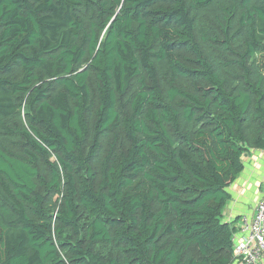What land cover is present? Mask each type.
Returning a JSON list of instances; mask_svg holds the SVG:
<instances>
[{
  "label": "trees",
  "instance_id": "obj_1",
  "mask_svg": "<svg viewBox=\"0 0 264 264\" xmlns=\"http://www.w3.org/2000/svg\"><path fill=\"white\" fill-rule=\"evenodd\" d=\"M264 152V0H0V264H235Z\"/></svg>",
  "mask_w": 264,
  "mask_h": 264
},
{
  "label": "crops",
  "instance_id": "obj_2",
  "mask_svg": "<svg viewBox=\"0 0 264 264\" xmlns=\"http://www.w3.org/2000/svg\"><path fill=\"white\" fill-rule=\"evenodd\" d=\"M242 161L243 171L227 189L231 198L222 214V220L235 230L239 227L240 217L252 214L264 195V152L252 149L242 156Z\"/></svg>",
  "mask_w": 264,
  "mask_h": 264
},
{
  "label": "built area",
  "instance_id": "obj_3",
  "mask_svg": "<svg viewBox=\"0 0 264 264\" xmlns=\"http://www.w3.org/2000/svg\"><path fill=\"white\" fill-rule=\"evenodd\" d=\"M233 242L235 264L264 263V195L256 203L252 214L240 217Z\"/></svg>",
  "mask_w": 264,
  "mask_h": 264
},
{
  "label": "rangeland",
  "instance_id": "obj_4",
  "mask_svg": "<svg viewBox=\"0 0 264 264\" xmlns=\"http://www.w3.org/2000/svg\"><path fill=\"white\" fill-rule=\"evenodd\" d=\"M262 190H264V188H262Z\"/></svg>",
  "mask_w": 264,
  "mask_h": 264
}]
</instances>
